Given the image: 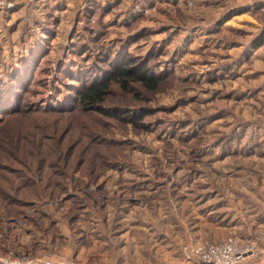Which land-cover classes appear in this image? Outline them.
<instances>
[{
  "label": "rangeland",
  "instance_id": "1",
  "mask_svg": "<svg viewBox=\"0 0 264 264\" xmlns=\"http://www.w3.org/2000/svg\"><path fill=\"white\" fill-rule=\"evenodd\" d=\"M20 1L0 5V264H200L227 239L264 264V0ZM120 55L170 74L109 85L137 123L73 103Z\"/></svg>",
  "mask_w": 264,
  "mask_h": 264
},
{
  "label": "trees",
  "instance_id": "2",
  "mask_svg": "<svg viewBox=\"0 0 264 264\" xmlns=\"http://www.w3.org/2000/svg\"><path fill=\"white\" fill-rule=\"evenodd\" d=\"M261 6L255 7V9H261ZM243 10H247L246 7ZM243 10H240L239 13L244 12ZM235 14H236L235 11L230 12V14L224 19V21L228 20L230 16H234ZM263 44H264V30L250 41L246 49L249 52H253L257 50ZM121 56L122 55L117 56L114 62H110V61L108 62V69H107L108 71L106 72L108 77L105 80L103 79V80H99L98 82H92L90 83V85H86V86L84 84L80 85V89H78V91L76 92L77 96L75 97V101H73V103L77 104L79 109L82 108L87 111H91V110L95 111L99 113L100 115L104 116L105 118L109 117L113 119H120L123 116L122 119L128 118V120L130 119L131 121H133V123H137L138 120H140L142 116L139 115L138 117H134V118L131 116L126 117V115H123L125 114L123 112H128V111H124L123 109H118V108H104L103 107L102 104L105 101L106 94L109 93L108 92L109 85L112 82H114L120 87V89L127 90L130 84L140 83L145 89L153 90L155 87H157V85L161 83V81L165 80L170 74L165 75L166 73H161V75H157L154 72H152L154 67L153 66L151 67L149 65V61L147 60V58H145V60L138 63L137 60H134L130 56L124 55L125 57H122V58ZM25 69H23V75L19 76L18 78L17 76H14V79L16 80V83L19 88L23 86V82L24 80H26L25 79V76H26ZM10 102L11 101L8 102V100H6L5 103L10 104ZM50 111H54V110H49V112ZM244 129H245L244 127L240 128L237 132H239L240 134L242 131H244ZM56 134H57L56 140L60 143L59 145L62 146L64 135L60 131L59 133H55L53 135V138L56 137ZM68 139L71 140L70 138ZM64 152L67 154L65 156L68 158L69 155H71V153L73 152L71 145L69 144L66 145L62 153L60 150V152L58 153L55 152V154L52 155V157L58 160H62L64 159ZM43 160H45V158ZM44 167L46 169L44 173L49 171V173H52L56 176L62 175V173L61 174L55 173V170H53L54 166H51L50 168V166L44 165L42 168ZM217 196L219 197L220 195L214 192V194L210 195L209 197L203 198V201L201 202V204L204 205V203H207L205 208L203 209L204 213H206L205 215L211 217V215L214 216V213H216L217 215L223 214L221 213V211L214 212V209L209 210V211L213 210L212 212H207L209 208L208 203H212L213 201H217V202H214L213 204L214 206H217V205L220 206L222 204L223 206L221 208L224 207V201L221 198L218 200ZM66 198L69 199L71 197L68 196ZM212 198H214V200L210 201ZM205 199H208V202H206ZM71 218L73 219L72 216ZM220 223H223V221H221ZM84 240L85 242H88L86 237H84Z\"/></svg>",
  "mask_w": 264,
  "mask_h": 264
},
{
  "label": "built area",
  "instance_id": "3",
  "mask_svg": "<svg viewBox=\"0 0 264 264\" xmlns=\"http://www.w3.org/2000/svg\"><path fill=\"white\" fill-rule=\"evenodd\" d=\"M31 0H21L19 3H24ZM5 3H7L5 5ZM16 2L12 0H0V5L5 7L13 6ZM264 241V236H260ZM192 254L200 264H241L245 259L256 256L257 251H253L251 246H247L234 239H227L220 243H208L193 250Z\"/></svg>",
  "mask_w": 264,
  "mask_h": 264
},
{
  "label": "crops",
  "instance_id": "4",
  "mask_svg": "<svg viewBox=\"0 0 264 264\" xmlns=\"http://www.w3.org/2000/svg\"><path fill=\"white\" fill-rule=\"evenodd\" d=\"M260 3V4H259ZM258 3V6H261V9L262 8H264V1H261V2H259ZM256 4L257 3H253L252 5H250L248 8L249 9H253L255 6H256ZM247 8V7H246ZM184 258H181V256L179 255L178 256V258H176V259H174V261H176L177 262V264H190V263H188V262H185L184 260H183ZM249 263V261L248 262H246V263H244V264H248Z\"/></svg>",
  "mask_w": 264,
  "mask_h": 264
}]
</instances>
